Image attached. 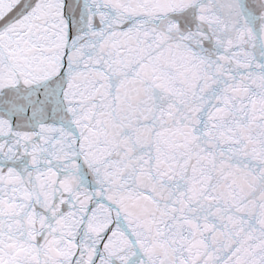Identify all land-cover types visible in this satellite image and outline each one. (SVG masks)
Here are the masks:
<instances>
[{
  "label": "water",
  "instance_id": "obj_1",
  "mask_svg": "<svg viewBox=\"0 0 264 264\" xmlns=\"http://www.w3.org/2000/svg\"><path fill=\"white\" fill-rule=\"evenodd\" d=\"M132 264H264V0H66Z\"/></svg>",
  "mask_w": 264,
  "mask_h": 264
}]
</instances>
